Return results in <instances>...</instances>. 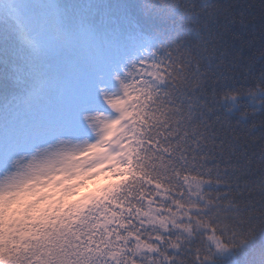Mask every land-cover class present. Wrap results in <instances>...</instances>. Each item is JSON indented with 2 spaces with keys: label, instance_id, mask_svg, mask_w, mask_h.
<instances>
[{
  "label": "snow or ice",
  "instance_id": "6c2138e0",
  "mask_svg": "<svg viewBox=\"0 0 264 264\" xmlns=\"http://www.w3.org/2000/svg\"><path fill=\"white\" fill-rule=\"evenodd\" d=\"M0 264H264V0H0Z\"/></svg>",
  "mask_w": 264,
  "mask_h": 264
},
{
  "label": "trees",
  "instance_id": "16d2710c",
  "mask_svg": "<svg viewBox=\"0 0 264 264\" xmlns=\"http://www.w3.org/2000/svg\"><path fill=\"white\" fill-rule=\"evenodd\" d=\"M256 2L258 3L259 0H256ZM107 182L108 181L104 177H99L95 181L87 182V184L79 190V195L83 196L88 192L95 191L96 189L100 188Z\"/></svg>",
  "mask_w": 264,
  "mask_h": 264
}]
</instances>
